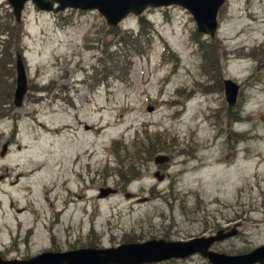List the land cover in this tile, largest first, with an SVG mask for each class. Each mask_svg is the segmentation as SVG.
I'll return each mask as SVG.
<instances>
[{"label": "rangeland", "instance_id": "374dc122", "mask_svg": "<svg viewBox=\"0 0 264 264\" xmlns=\"http://www.w3.org/2000/svg\"><path fill=\"white\" fill-rule=\"evenodd\" d=\"M8 15L14 23L0 0V30ZM15 25L0 59V254L184 241L211 225L264 245V0H226L212 39L177 7L128 16L111 35L95 12L30 4ZM16 57L26 73L18 110ZM222 80L239 88L233 108ZM104 189L114 194L98 199Z\"/></svg>", "mask_w": 264, "mask_h": 264}, {"label": "water", "instance_id": "95a60500", "mask_svg": "<svg viewBox=\"0 0 264 264\" xmlns=\"http://www.w3.org/2000/svg\"><path fill=\"white\" fill-rule=\"evenodd\" d=\"M226 0H6L16 24L20 23L21 13L25 5H32L37 11L60 14L66 10L78 12H95L102 18L107 28H116L128 16L139 17L147 9L177 7L184 10L192 19L197 34L212 39L217 32V14ZM15 87L12 94V106L21 108L26 95V73L19 57L15 58ZM223 98L230 109L236 104L238 86L231 81L222 80ZM147 108V113H152ZM6 151L2 147L0 156ZM155 166L168 163L166 157H156ZM157 182L162 177L153 176ZM1 180V178H0ZM114 194L113 190L98 191V199ZM126 198H129L127 196ZM235 236L234 231L214 237L196 238L188 241L166 242L150 240L142 243L123 244L108 249H85L64 253H42L26 261H1L0 264H161L169 261H180L200 256L208 264H264V247H260L246 256L226 257L208 252L209 246L222 238Z\"/></svg>", "mask_w": 264, "mask_h": 264}, {"label": "flooded vegetation", "instance_id": "af4514ba", "mask_svg": "<svg viewBox=\"0 0 264 264\" xmlns=\"http://www.w3.org/2000/svg\"><path fill=\"white\" fill-rule=\"evenodd\" d=\"M217 232L218 231H217V229H216V227L214 225L207 226L206 229H204L199 234V236H197L195 238L185 239L184 241H188V240L196 239V238L214 237ZM220 232H222V234L227 233L224 230H220ZM235 233L237 234V232H235ZM168 241L175 242V240L171 236H169L168 239L166 240V242H168ZM231 241L238 242V244H240L241 247L235 248V247H231V246H226L225 248H220L221 244H223L224 242H231ZM244 245H246V243L243 241V238H240V237L222 238L221 241L212 243L209 246L207 251L212 253V254H214V255H219V256L238 257V256L249 255L253 251H255L256 249H258L260 247H264V245H262V246H258V247H248L247 248V247H244ZM6 257L7 256L5 254H0V260L1 261H9V260L6 259ZM194 257H197V259L200 260V261H204L200 256L195 255V256H193L191 258H188L186 260H180V262H186L187 260H193ZM16 259H19V258H16ZM21 260H23V259H19L18 261H21ZM173 262L174 261H169V263H173ZM206 264H208V263H206Z\"/></svg>", "mask_w": 264, "mask_h": 264}, {"label": "trees", "instance_id": "16d2710c", "mask_svg": "<svg viewBox=\"0 0 264 264\" xmlns=\"http://www.w3.org/2000/svg\"><path fill=\"white\" fill-rule=\"evenodd\" d=\"M7 18H8V24L6 26L8 28H10V26H12V27L9 29V31L7 29L0 30V59L2 57L1 52L4 49H5V52H6L7 49L8 50L11 49V42L14 39V37L12 36V32L15 30V27L17 26V25H15L12 22L11 17H9V15H8ZM139 23H140V25H143L144 24L142 20H140ZM117 28H114V29L107 28L106 29V33L111 35L112 31H114ZM115 44H116L115 45V48L112 49V51H110L107 54H105V57H106V59H108V62H110V59L115 56L116 52H118V49H122L124 42L122 40H119ZM136 48H138L137 40H133L132 43L129 44L128 49L129 50L136 51ZM124 58H125V62L128 63V60L129 59H127L126 56ZM209 65H211L210 62H209ZM104 66H105V69L106 70H108V69L117 70L116 67H114V66L111 65V63H106V64H104ZM107 73H111V72H106V74ZM105 78H106V76L104 77L103 80H105ZM3 102H4V99H1L0 98V115L1 116H4V113L6 112V109H5V106L6 105L5 104H2ZM9 104L11 105V103H9ZM119 144H120V142H117L116 141V142L113 143V147L116 146V145H119ZM128 172H129L130 175L133 174V172H132L131 169H129ZM120 180L123 181L125 184H129V183H131L132 181L135 180V177H131L129 180H125V181L123 179H120ZM164 240L166 241L167 239H164ZM138 241H141V240H138ZM125 244H127V243H125ZM88 248H93V247H88Z\"/></svg>", "mask_w": 264, "mask_h": 264}]
</instances>
